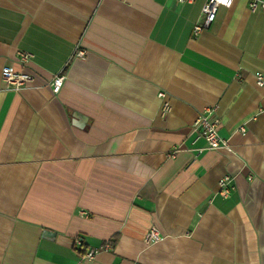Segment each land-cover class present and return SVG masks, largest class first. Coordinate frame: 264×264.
Instances as JSON below:
<instances>
[{
  "label": "crops",
  "instance_id": "obj_1",
  "mask_svg": "<svg viewBox=\"0 0 264 264\" xmlns=\"http://www.w3.org/2000/svg\"><path fill=\"white\" fill-rule=\"evenodd\" d=\"M205 1L0 0V264H264V10Z\"/></svg>",
  "mask_w": 264,
  "mask_h": 264
},
{
  "label": "built area",
  "instance_id": "obj_2",
  "mask_svg": "<svg viewBox=\"0 0 264 264\" xmlns=\"http://www.w3.org/2000/svg\"><path fill=\"white\" fill-rule=\"evenodd\" d=\"M180 3L192 2L194 0H177ZM234 0H206L201 8L202 21L195 25L193 31L195 33L201 31L203 28H207L212 21H214L216 12L220 7H230ZM248 7L251 10L260 8L264 10V0H248ZM83 50H77L75 56H83ZM18 60L22 63H26L31 59V54L23 51L17 52ZM1 79L5 83L7 88L18 90L26 87L29 83L33 81V75L23 69H14L10 66H3L1 68ZM65 79L64 74L58 73L54 75L51 79V89L54 93H57L61 88L63 81ZM262 76L257 73V84L262 85ZM158 96L161 101V114L165 116L171 110L169 100L165 91H159ZM209 109H205L200 112L193 122V127L197 130L199 136H201L205 143L207 149H219L226 145V142L218 135L217 125L218 121L210 120L208 118ZM243 131V128L240 129ZM230 177L228 175H223L219 179L220 193L227 195L230 190ZM159 238L158 230L156 227L151 226L145 235L146 242L156 241ZM81 239L76 238L74 242L80 243ZM104 246L103 248H107ZM95 251H89L86 253L87 257H92Z\"/></svg>",
  "mask_w": 264,
  "mask_h": 264
},
{
  "label": "trees",
  "instance_id": "obj_3",
  "mask_svg": "<svg viewBox=\"0 0 264 264\" xmlns=\"http://www.w3.org/2000/svg\"><path fill=\"white\" fill-rule=\"evenodd\" d=\"M82 248V247H81ZM85 250L84 249H80V253L84 254Z\"/></svg>",
  "mask_w": 264,
  "mask_h": 264
}]
</instances>
